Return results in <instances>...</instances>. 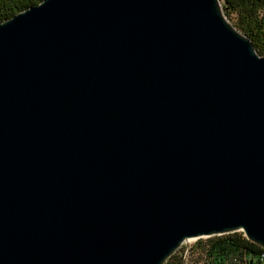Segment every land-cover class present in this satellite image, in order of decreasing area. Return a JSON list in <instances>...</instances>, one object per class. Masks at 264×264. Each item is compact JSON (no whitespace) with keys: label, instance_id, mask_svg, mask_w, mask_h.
I'll return each mask as SVG.
<instances>
[{"label":"water","instance_id":"water-1","mask_svg":"<svg viewBox=\"0 0 264 264\" xmlns=\"http://www.w3.org/2000/svg\"><path fill=\"white\" fill-rule=\"evenodd\" d=\"M264 248V54L220 0H42L0 21V264Z\"/></svg>","mask_w":264,"mask_h":264},{"label":"trees","instance_id":"trees-1","mask_svg":"<svg viewBox=\"0 0 264 264\" xmlns=\"http://www.w3.org/2000/svg\"><path fill=\"white\" fill-rule=\"evenodd\" d=\"M42 0H0V21ZM236 14L233 23L246 34L259 54H264V0H224V12ZM192 253L199 259L187 263L179 249L164 264H255L264 248L249 241L241 231L198 239Z\"/></svg>","mask_w":264,"mask_h":264},{"label":"rangeland","instance_id":"rangeland-1","mask_svg":"<svg viewBox=\"0 0 264 264\" xmlns=\"http://www.w3.org/2000/svg\"><path fill=\"white\" fill-rule=\"evenodd\" d=\"M223 10H224V0H220ZM227 10V9H226ZM227 13L229 14L228 18L231 20L232 23H234L236 21V14L235 13H229L227 10ZM204 239V238H202ZM197 240H190L187 243L183 244L180 248H179V254H185L186 257V261L188 262H194L196 259L198 258L197 254H193L192 252V246L193 244L196 242Z\"/></svg>","mask_w":264,"mask_h":264},{"label":"built area","instance_id":"built-area-1","mask_svg":"<svg viewBox=\"0 0 264 264\" xmlns=\"http://www.w3.org/2000/svg\"><path fill=\"white\" fill-rule=\"evenodd\" d=\"M255 264H264V251L260 253V255L253 260Z\"/></svg>","mask_w":264,"mask_h":264}]
</instances>
